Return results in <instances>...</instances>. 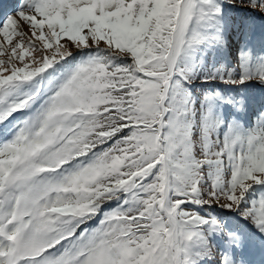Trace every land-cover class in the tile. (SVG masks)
Masks as SVG:
<instances>
[{"label":"snow or ice","instance_id":"1","mask_svg":"<svg viewBox=\"0 0 264 264\" xmlns=\"http://www.w3.org/2000/svg\"><path fill=\"white\" fill-rule=\"evenodd\" d=\"M0 264H264V0H0Z\"/></svg>","mask_w":264,"mask_h":264}]
</instances>
